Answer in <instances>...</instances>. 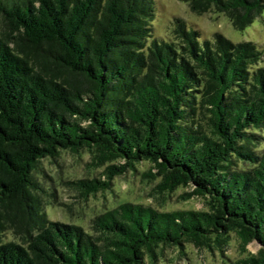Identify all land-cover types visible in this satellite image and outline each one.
<instances>
[{
  "label": "trees",
  "instance_id": "1",
  "mask_svg": "<svg viewBox=\"0 0 264 264\" xmlns=\"http://www.w3.org/2000/svg\"><path fill=\"white\" fill-rule=\"evenodd\" d=\"M182 1L238 32L264 12V0ZM154 19L153 0H0V264H156L186 244L224 257L233 234L246 255L228 264H264V47L200 41L180 17L165 41ZM61 151L104 167L69 182L85 197L148 162L161 197L190 187L182 200L204 209L125 201L88 230L51 221L38 176Z\"/></svg>",
  "mask_w": 264,
  "mask_h": 264
},
{
  "label": "rangeland",
  "instance_id": "2",
  "mask_svg": "<svg viewBox=\"0 0 264 264\" xmlns=\"http://www.w3.org/2000/svg\"><path fill=\"white\" fill-rule=\"evenodd\" d=\"M155 3V19L152 22L154 37L171 38L170 22L174 17H180L188 29L200 32V41H211L216 33L231 42L238 44L250 41L260 48L264 47V12L243 31L232 28L229 20L222 14H204L196 16L188 9V4L182 0H153ZM150 168L148 162L136 165L135 173L115 177L109 190L95 195L84 196L69 182L84 179L103 180V169L91 165L89 153L82 151L72 154L61 151L56 159H44L40 163L38 180L45 191V212L51 221L64 224H74L88 230L90 221L95 216L114 209L123 202L152 206L162 211L203 210V201L199 197L183 201V195L190 193L192 188H178L169 196L161 197L155 189L160 178L151 180L143 176ZM50 195H53L51 197ZM6 240H12L10 233L5 234ZM259 246L252 242L247 245L248 253L255 255ZM246 254L240 252L239 240L233 234L229 246L221 257L217 252H201L190 244L184 245V250L164 248L159 254L156 264H228Z\"/></svg>",
  "mask_w": 264,
  "mask_h": 264
}]
</instances>
